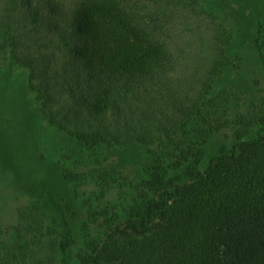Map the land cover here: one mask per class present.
I'll use <instances>...</instances> for the list:
<instances>
[{
	"label": "trees",
	"instance_id": "1",
	"mask_svg": "<svg viewBox=\"0 0 264 264\" xmlns=\"http://www.w3.org/2000/svg\"><path fill=\"white\" fill-rule=\"evenodd\" d=\"M198 5L0 0V49L4 60L11 57L29 72V90L49 124L83 148L141 145L170 152L179 132L197 133L206 143L223 128L204 106L226 66V32L197 34L217 43L204 64L198 50L190 51L197 62L189 68L203 72L204 91L193 93V83L178 76L181 44L191 35L177 29L183 17L204 13ZM263 32L264 24L255 44L264 66ZM183 156L177 174L160 164L161 157L154 161L140 202L121 223L105 219L103 232L86 235L87 254L75 264H264V128L252 139L237 132L230 153L212 157L204 168L205 154L196 146ZM74 217L48 188L19 209L13 229L24 257L31 254L29 264H74ZM18 262L0 247V264Z\"/></svg>",
	"mask_w": 264,
	"mask_h": 264
},
{
	"label": "rangeland",
	"instance_id": "2",
	"mask_svg": "<svg viewBox=\"0 0 264 264\" xmlns=\"http://www.w3.org/2000/svg\"><path fill=\"white\" fill-rule=\"evenodd\" d=\"M197 10L204 11L198 19L180 13L183 19L177 33L191 37L181 44L178 76L193 83V93L204 91L198 81L203 72L189 68L197 62L189 58L190 51L198 50L204 64L217 43L212 36L199 40L197 34L201 38L210 32L229 36L226 66L212 83L204 106L210 121L223 128L206 143L197 133L179 132L168 147L170 152L141 145L83 148L49 124L29 90V72L11 57L4 60L0 49V247L14 252L19 264L24 259L29 264L31 254H22L13 226L19 209L41 198L44 188L63 201L69 215L75 213L71 221L75 242L70 251L75 264L86 253V235L103 232L105 219L121 223L140 202V192L154 171L150 166L159 163V157L162 166L169 163L174 174L181 173L184 151L196 146L205 154L204 168L212 157L230 153L237 132L252 139L264 128V66L255 44L257 28L264 24V0H199ZM223 47L219 44L218 49Z\"/></svg>",
	"mask_w": 264,
	"mask_h": 264
}]
</instances>
